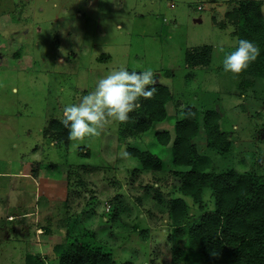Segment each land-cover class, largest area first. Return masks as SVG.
<instances>
[{"label": "rangeland", "instance_id": "1", "mask_svg": "<svg viewBox=\"0 0 264 264\" xmlns=\"http://www.w3.org/2000/svg\"><path fill=\"white\" fill-rule=\"evenodd\" d=\"M239 1L0 0V264H25L24 256L37 254L22 225L43 237L50 224L51 233L60 234L54 233L56 242H63L68 227L61 229L59 219L66 211L72 236L87 231L94 245L112 252L114 264H172L169 201L180 196L189 215L200 212L174 188L172 172L189 168L174 167L171 148L155 134L173 135L185 108L215 110L228 134L226 154L207 149L202 130L191 140L211 160L207 171L264 175V80L224 72L221 63L237 45L228 14ZM203 46L212 49L208 63L187 69L185 50ZM120 64L153 69L156 84L171 94L166 118L123 144L116 140L119 123L111 120L78 148L49 137L45 129L51 119L61 120L63 104L78 102ZM129 146L156 155L163 170L142 172L124 155ZM34 163L40 165L37 190ZM202 200L203 212L213 209L209 189Z\"/></svg>", "mask_w": 264, "mask_h": 264}, {"label": "trees", "instance_id": "2", "mask_svg": "<svg viewBox=\"0 0 264 264\" xmlns=\"http://www.w3.org/2000/svg\"><path fill=\"white\" fill-rule=\"evenodd\" d=\"M261 6L259 0H241L228 14L235 27L233 36L237 41L240 38L249 39L261 50L257 59L239 73L258 80H264V18ZM211 50L207 46L185 50V67H204ZM154 87L156 91L150 99L141 98L138 112L134 113L136 117L119 123L116 140L121 144L147 132L151 125L166 118L165 105L171 101V94L163 85L155 84ZM219 120L220 115L215 110L201 113L188 107L183 110V118L174 124L173 135L168 132L155 134L160 145L171 148L172 165L189 168L172 172L178 182L174 188L183 197L190 198L200 212L197 216L189 215V206L180 196L169 201L167 216L171 231L167 242L172 264L191 260H199L203 264H264V175L209 172L211 160L200 155L191 142L202 130L207 149L220 154L230 152L228 134L221 131ZM45 130L54 141L65 146L70 142L68 129L60 121L51 119ZM83 151L80 154L87 157L88 151ZM126 153L138 162L142 172L155 174L163 170L161 160L148 151L129 146ZM30 167L32 178L37 180L40 165L34 163ZM66 181L68 184L67 178ZM204 189L210 190L214 203L212 210L203 212ZM67 200L65 206H68ZM65 214L67 216L59 219V227H68L65 240L51 246V253L58 264H114L112 252L101 243L94 245L87 231L72 236L70 224L73 218L69 217V212ZM49 225L43 226L45 234L52 232ZM145 233L146 230L140 232L143 236ZM69 236L73 240L70 241ZM25 264H42V260L37 254L27 255Z\"/></svg>", "mask_w": 264, "mask_h": 264}, {"label": "clouds", "instance_id": "3", "mask_svg": "<svg viewBox=\"0 0 264 264\" xmlns=\"http://www.w3.org/2000/svg\"><path fill=\"white\" fill-rule=\"evenodd\" d=\"M260 51L255 42L238 39L235 49L223 56V71L241 73L257 59ZM156 83V74L151 67L137 71L120 64L100 77L93 90L78 102L64 103L60 123L68 129L73 147L78 148L87 138L98 135L109 120L127 122L131 118L129 114L140 107L141 98L150 99L153 96Z\"/></svg>", "mask_w": 264, "mask_h": 264}, {"label": "crops", "instance_id": "4", "mask_svg": "<svg viewBox=\"0 0 264 264\" xmlns=\"http://www.w3.org/2000/svg\"><path fill=\"white\" fill-rule=\"evenodd\" d=\"M38 172H40V171H38ZM38 177H39V174H38ZM38 177H37V180H38ZM33 182H34V185H35L36 190H37L38 181L36 182V180L33 179ZM46 182L48 183L50 181L47 180ZM43 184H42V186H43ZM48 184H57V186H58V182H50ZM66 187H67V184H66ZM42 188L44 190V195H46L47 194L46 191H45L46 190V187L44 188V186H43ZM38 192L40 193V188L39 187H38ZM40 196H42V194H40ZM49 198H52V197H49ZM53 198H55V197H53ZM45 215H47L46 212H45V214H42V215L38 214L35 217H39V219H40V218H43ZM37 221H38V218H35V220L32 221V222H30V223H34V226H35V225L38 224ZM20 227H21L20 228V231H22L23 234H26L25 237H28L29 238V245H30V247H32V249L34 250V252H36L39 257H40V254L41 253L44 254L43 256H45L44 257L45 260H42L41 259L42 260V264H58V261H57L56 257H52V255H51L52 254L51 253V245L57 243L56 242V239H54L55 238L54 233L55 234H58V232H53V233L45 234L46 236L41 237V235L38 234L39 232L38 231H35V229L33 228V225L31 227L32 228V232H31V230H29V231L27 230L25 232V230H24V227L25 226L24 225H22ZM27 228H28V225H27ZM58 236H60V234H58ZM42 241L45 244H43ZM24 260H25V256H24Z\"/></svg>", "mask_w": 264, "mask_h": 264}]
</instances>
